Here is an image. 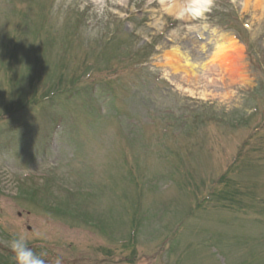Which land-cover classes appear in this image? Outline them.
<instances>
[{
  "label": "rangeland",
  "instance_id": "1",
  "mask_svg": "<svg viewBox=\"0 0 264 264\" xmlns=\"http://www.w3.org/2000/svg\"><path fill=\"white\" fill-rule=\"evenodd\" d=\"M244 1L181 22L156 0H0V264L18 237L45 264H264V6ZM204 31L242 47L244 80L181 51L212 80L191 97L164 56Z\"/></svg>",
  "mask_w": 264,
  "mask_h": 264
},
{
  "label": "bare ground",
  "instance_id": "2",
  "mask_svg": "<svg viewBox=\"0 0 264 264\" xmlns=\"http://www.w3.org/2000/svg\"><path fill=\"white\" fill-rule=\"evenodd\" d=\"M156 1L160 5L162 12L165 15L181 22H190L196 19H201L203 17L210 6L211 0H206V10L201 16L196 18L190 16H177L173 14L172 10L167 7V5L170 3V0ZM96 4L98 3L96 2ZM263 6L264 0H245L243 4L244 9H248L249 7L254 9H262ZM214 35V40L211 37L207 40V42L212 45L211 52H206L207 45L205 42L199 43L196 40L192 39L182 41L177 44L176 47L178 48V53L177 50L173 48V51L171 53H166L164 56V66L167 67V69L165 70L166 80L170 84L174 85L177 89H180V91L186 93L191 97L199 96L200 98H204L205 96H208V94L211 92L208 91V85L212 83V80L204 77L206 79L204 81L205 84L193 81L191 84L190 78L192 75L190 76L191 72L188 71V69L194 70V68L190 64H188V62L186 63L181 59L179 53L181 51L185 54H188L190 57V61L193 64L199 65L201 69H204L202 68V66L204 65L201 64L207 62L206 64L210 65L211 67V76L216 77V80L221 83H223L222 80L224 79L229 81H232L233 79H236L237 81L244 80V77L242 76L241 63L242 47L234 38L227 36L224 33L218 32ZM207 74H204V76ZM213 81L215 82V80Z\"/></svg>",
  "mask_w": 264,
  "mask_h": 264
},
{
  "label": "clouds",
  "instance_id": "3",
  "mask_svg": "<svg viewBox=\"0 0 264 264\" xmlns=\"http://www.w3.org/2000/svg\"><path fill=\"white\" fill-rule=\"evenodd\" d=\"M206 0H170L167 5L173 14L177 16H190L193 18L203 14ZM11 249L15 254L16 264H45V259L27 245L24 237H18L11 243ZM56 264H61L60 260Z\"/></svg>",
  "mask_w": 264,
  "mask_h": 264
}]
</instances>
